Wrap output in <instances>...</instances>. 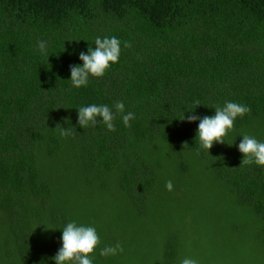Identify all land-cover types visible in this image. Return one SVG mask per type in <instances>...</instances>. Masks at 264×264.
I'll return each mask as SVG.
<instances>
[{"label":"trees","instance_id":"16d2710c","mask_svg":"<svg viewBox=\"0 0 264 264\" xmlns=\"http://www.w3.org/2000/svg\"><path fill=\"white\" fill-rule=\"evenodd\" d=\"M112 36L119 62L73 87L79 53ZM226 101L251 112L200 149L199 121L179 118ZM91 104L115 131L78 124ZM245 133L264 142V0H0V264H56L71 221L96 228L93 264H264V168L240 167Z\"/></svg>","mask_w":264,"mask_h":264},{"label":"clouds","instance_id":"9594fccd","mask_svg":"<svg viewBox=\"0 0 264 264\" xmlns=\"http://www.w3.org/2000/svg\"><path fill=\"white\" fill-rule=\"evenodd\" d=\"M78 41V40H77ZM95 47L89 46L88 52L81 51L79 59L83 61L82 65H70V81L73 87L80 88L87 86L90 77L101 78L110 69L111 65L119 62L121 54V41L115 37H96ZM131 42L125 41L124 47L130 48ZM38 50L43 55H47V42L38 41ZM202 105L199 100L195 101L194 110ZM209 106V105H208ZM116 113L122 115L125 127H131L130 121L135 118L132 112L125 113V105L122 101H116L114 104ZM215 109L214 115L200 116L194 114L183 115L179 119L189 122L199 121L196 140L199 142L200 149L210 152L214 143L223 144L226 142V135L233 130L234 121L237 117H243L251 112V109L240 103L226 101L223 106H209ZM102 119L98 120L97 118ZM115 113L108 105L91 104L78 108V124L84 129L88 126L104 125L109 131H115L113 123ZM60 136L67 137L72 135L69 128H65L59 123L54 128ZM242 140L238 145L239 151L243 154L240 167L256 164L264 168V142L258 141L255 137L247 133L242 135ZM187 142H185L186 144ZM228 143V142H227ZM184 144V145H185ZM232 145V143H228ZM199 153V149H198ZM166 188L173 190L171 180L167 181ZM49 229V228H46ZM62 246L57 254L52 257L56 264H93L94 250L100 244V237L93 226L78 225L76 221H71L62 229ZM123 251L122 245L117 243L115 246H105L100 250L103 257L114 256ZM180 264H198L196 259L185 257Z\"/></svg>","mask_w":264,"mask_h":264}]
</instances>
